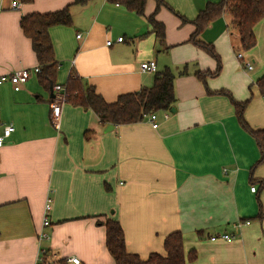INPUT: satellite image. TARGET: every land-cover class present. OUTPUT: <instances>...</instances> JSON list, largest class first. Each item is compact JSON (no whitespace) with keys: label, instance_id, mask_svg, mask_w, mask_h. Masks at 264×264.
Listing matches in <instances>:
<instances>
[{"label":"crops","instance_id":"obj_1","mask_svg":"<svg viewBox=\"0 0 264 264\" xmlns=\"http://www.w3.org/2000/svg\"><path fill=\"white\" fill-rule=\"evenodd\" d=\"M161 1L166 5L155 19L164 25L162 43L146 20L156 0H146L143 15L113 0H19L17 9L0 0V74L37 66L20 17L68 4L71 24L48 29L59 62L57 84L64 85L73 71L111 102L150 87L155 72L171 62L187 70L174 74V112L170 108L164 117L159 111L156 128L146 117L103 123L91 109L65 101L56 129L49 103L57 94L36 73L19 85L0 84V131L14 127L0 146V264H33L42 250L46 264H68L69 256L79 264H113L106 218L120 223L125 249L142 259L163 253L164 236L179 230L184 252L196 251L186 264H264V217H257L264 212V162L252 167L259 150L229 98L206 91L224 89L237 101L248 99L244 120L264 128V96L255 83L264 74V16L253 27L255 45L246 51L237 48L226 13L203 29L198 39L220 59L219 72L204 84L195 72L213 71L216 60L187 41L195 29L188 20L219 0ZM117 36L122 40L115 41ZM109 39L114 42L106 44ZM240 50L243 57L237 58ZM150 59L156 71H141L140 63ZM47 196L52 204L43 226ZM40 231L49 238L40 240ZM223 232L232 238L210 239Z\"/></svg>","mask_w":264,"mask_h":264},{"label":"trees","instance_id":"obj_2","mask_svg":"<svg viewBox=\"0 0 264 264\" xmlns=\"http://www.w3.org/2000/svg\"><path fill=\"white\" fill-rule=\"evenodd\" d=\"M27 1V0H25ZM89 0H73L71 4L84 5ZM127 10L136 14H144L146 0H117ZM166 5L161 0H156V8L146 17L159 43L164 39V25L155 19V12L160 5ZM70 4L61 9L38 13L32 12L20 17L19 25L24 35L30 41L32 50L37 59L39 71L36 73L38 81L45 87L51 88L56 83L59 62L54 57V51L48 29L54 25H70L72 22ZM230 16L231 34L238 40L237 48L251 49L255 43L254 25L264 16V0H219L207 2L200 9L193 20H188L195 26L187 41L196 47L203 49L216 60L213 71H197L195 75L205 84V77L216 75L220 70V59L211 44L198 39V35L215 18L222 14ZM186 21L185 18H182ZM233 26V28H232ZM186 73L184 65L180 74ZM261 95L264 96V74L255 81ZM66 101L73 105L91 109L103 123L128 124L145 118L150 112L167 111L176 101L174 92V74L168 67L154 74L150 87L142 88L136 92L122 93L114 101L108 102L98 94L94 87L83 83L77 75L70 71L64 84ZM208 93H221L226 95L234 106V112L239 125L255 140L259 150V157L252 167L264 162V128H251L243 117L244 108L248 99L235 100L231 94L224 90L212 91L206 87ZM260 184L263 181L260 180ZM257 217H264L261 210ZM102 222V221H101ZM102 224L105 227V245L113 258V264H186L196 258V251L190 248L184 252L183 236L179 230L171 231L163 238V253L151 252L142 259L137 253L128 252L125 249L124 234L120 223L112 218H106Z\"/></svg>","mask_w":264,"mask_h":264},{"label":"built area","instance_id":"obj_3","mask_svg":"<svg viewBox=\"0 0 264 264\" xmlns=\"http://www.w3.org/2000/svg\"><path fill=\"white\" fill-rule=\"evenodd\" d=\"M113 2L118 5L119 2L117 0H113ZM10 5L11 8L13 9H17L20 7V2L19 0H10ZM77 37H80V34L77 33L76 34ZM119 40H122V36L119 38ZM111 41L107 40L106 44H110ZM236 57L237 58H242L243 54H242V50L236 52ZM74 62V60L72 59L70 61V63L72 64ZM247 69H251V64L250 62H246L244 65ZM157 69L156 67V62L154 59H150V60H146V61H142L140 63V70L141 71H150V72H155ZM39 66H34L32 68H18L15 70H12L10 72L7 73H3L0 74V84L4 83V82H10L11 84L14 85H19L22 84L24 82H26V80L30 77L31 73H37L39 71ZM52 91L55 92L57 95L56 97L52 98L49 106H50V122L52 124V126L56 129L59 128V121H60V114H61V104L63 102L66 101V90L64 85L62 84H53L52 85ZM167 111H165L164 117H166L167 115ZM148 121L151 123V126L153 128H156L158 125L157 122V117H158V112H150L148 114H146L145 116ZM14 129L13 125L11 124H6L2 127L1 131H0V146L5 142V139L10 135V133L12 132V130ZM250 190L255 191L256 187L255 185H251L250 186ZM51 204H52V198L50 196H47L45 199V203H44V207H43V217H42V225L46 226L49 224V212L51 209ZM240 222H238L237 224L235 223L234 226L239 227L240 226ZM217 237H220L224 240H230L232 238L231 234L227 233V232H223L221 234L218 235H211L210 239L211 240H215ZM38 238L41 239H48V233L46 231H40L38 233ZM44 251L42 250L37 258V260L33 263V264H46L47 260L44 258ZM65 261L68 264H79L80 260L78 257L76 256H69L67 258H65Z\"/></svg>","mask_w":264,"mask_h":264},{"label":"rangeland","instance_id":"obj_4","mask_svg":"<svg viewBox=\"0 0 264 264\" xmlns=\"http://www.w3.org/2000/svg\"><path fill=\"white\" fill-rule=\"evenodd\" d=\"M70 7V6H69ZM232 28H233V26H232ZM121 36H117L116 38H115V41H121V40H119V38H120ZM111 42L113 41L114 42V40L113 39H109ZM163 56H165V55H163ZM162 57H160L159 56V60L161 59ZM169 59H170V54H169ZM169 69H170V71H172L173 72V74H180V72L183 70V66H180L179 64H176V63H174V62H171V63H169V65L167 66ZM186 73H187V70H186Z\"/></svg>","mask_w":264,"mask_h":264},{"label":"water","instance_id":"obj_5","mask_svg":"<svg viewBox=\"0 0 264 264\" xmlns=\"http://www.w3.org/2000/svg\"><path fill=\"white\" fill-rule=\"evenodd\" d=\"M170 111H173L174 112V108H171ZM107 127L108 128H111L112 127V124H108Z\"/></svg>","mask_w":264,"mask_h":264}]
</instances>
